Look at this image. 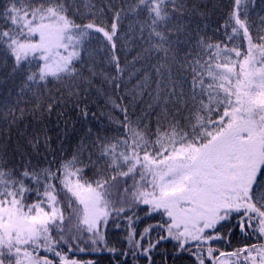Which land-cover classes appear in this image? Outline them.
<instances>
[{"label": "snow or ice", "instance_id": "1", "mask_svg": "<svg viewBox=\"0 0 264 264\" xmlns=\"http://www.w3.org/2000/svg\"><path fill=\"white\" fill-rule=\"evenodd\" d=\"M244 5L234 0L219 39L210 42L198 31L193 46L184 25L173 22V13L185 7L177 0L109 3L110 26L104 8L81 12L78 0H6L0 59L12 61L10 75L24 77L20 95L31 93L33 115L51 114L59 103L79 107L98 77L119 88L131 64L122 66L119 55L133 40L132 24L121 29L129 14H148L138 21L141 33L149 30L147 39L140 37L148 46L134 60L163 57L150 65L152 82L146 71L134 86L149 89L148 107L160 109L155 132L151 122L141 127L142 120L132 121L125 107L124 137L81 143L58 164L47 160L55 153L46 129L22 131L12 159L0 147V264H95L80 254L116 253L108 230L110 224L119 229L122 217L130 224L124 255L142 254L149 264L164 240L180 250L194 247L196 264H264V27L253 34ZM84 7L95 6L84 0ZM52 82L65 94L60 100L45 91ZM16 106L0 116L11 117L10 127L24 118L25 109L18 117ZM141 205L160 219L137 239L127 214ZM234 217L255 242L231 251L214 248L231 247L232 229L227 236L221 229ZM153 230L161 234L145 247L144 236Z\"/></svg>", "mask_w": 264, "mask_h": 264}, {"label": "trees", "instance_id": "2", "mask_svg": "<svg viewBox=\"0 0 264 264\" xmlns=\"http://www.w3.org/2000/svg\"><path fill=\"white\" fill-rule=\"evenodd\" d=\"M6 0H0V8L5 4ZM71 2V0H69ZM80 3L81 12L96 11L97 9L104 8L105 15L104 19L110 21L113 13L107 11V6L109 3H116L119 6L123 0H87V3L94 5V8L88 9L84 7V0H78ZM134 2V0H133ZM178 3L184 4V9L182 12L173 13V22L181 23L184 25V30L192 37V45L195 44V39L197 38L196 33L199 31L200 36L210 38V42H215L223 34V29L221 25L227 18L230 12L234 0H177ZM196 6L193 9V6ZM248 11L249 22L251 24V31L255 34L260 28L264 27V0H245V5ZM169 11L172 10V4L168 5ZM147 12L144 11L140 15L129 14L124 19L121 29L123 31L128 30V25H133V40L130 42V50L125 54L123 52L119 53L121 65L123 66L125 61L131 62L129 67L126 69L123 80L120 82L119 88L115 84L102 83V78L98 77L96 80V87L90 90L85 98L81 96V102L79 107L74 106V102H67V106L64 103H59L54 105V110L49 114L46 110L41 112H36L35 115L32 113V108L35 103L31 98V93H26L23 97L20 95V89L22 87V81L24 77L18 73L11 74V63L9 59L7 65L3 63L0 59V116H3L7 111L8 107L16 106V102L20 99V103L15 107V115L20 116V109H25L24 118L18 120L15 125L9 126L8 120L0 119V147L7 149L8 158L12 159V151L15 148L20 133L27 130L31 133L33 129L39 131L41 129H46V134L51 138V148L55 155H48L47 160L55 159L56 164L61 160L69 159L72 156L73 150L83 143V145H91L97 137L101 139H113L122 138L126 135L123 128L124 122V111L126 107L128 109L129 117L132 121L142 120L143 127L144 124L151 122V129L155 132L156 129V117L160 112L159 108H149V103H153L152 99L148 95L149 89L145 88H134L138 81H142L147 71L149 76V83L155 78V69L151 68L150 65H155L158 62V58L163 57V53H156L152 56L151 61L147 59V54L143 58L134 60L137 53L142 52L144 47L148 45L141 42V35L147 39L149 30L145 27L143 33L140 32V23L138 21H143L147 17ZM77 22H81L79 16L76 17ZM91 19L88 16L82 22L87 23ZM219 29V31H217ZM173 39L175 37L173 36ZM183 39V36L181 37ZM120 45L118 44V48ZM184 51L188 50V45L180 46ZM105 53H100L101 59L104 57ZM183 55V53H181ZM105 69L108 71L107 66L103 63H98V69ZM175 68L173 71L175 72ZM114 75V69L112 70ZM99 89V91L97 90ZM155 85L152 84L151 90L154 91ZM46 92H50L52 98L60 100L65 94L62 93L55 82L47 85ZM50 101L45 99L44 107L47 108V104ZM87 111V117H85L84 112ZM175 111V110H173ZM187 115V112L184 113ZM89 130H91V136H89ZM62 146V149H61ZM88 152H84V158H86ZM18 159V158H17ZM42 163L46 164V161ZM56 164L53 165L55 168ZM131 183V181H129ZM146 207L141 205L140 210L133 209L128 212V216L132 217L131 227L134 231L140 230L143 233L145 228L151 225H155L160 217L156 214L151 216L146 214ZM237 219L234 217L230 223L226 224L224 228L221 229L222 233L227 236L229 228L232 229L231 233V247L228 245L213 244V247H218L220 249H231L234 247V240L237 238H247L244 236L240 228H238ZM139 224V225H138ZM234 224L236 226H234ZM128 234L130 228L129 221L127 217H122L120 220V227L117 229L115 225L110 224L108 230V240L119 237L121 230ZM128 227V228H126ZM126 228V230H124ZM239 229V230H238ZM140 233V234H141ZM159 233L158 230L151 231L150 234H146L144 238L151 239L153 243L157 240ZM127 236V235H126ZM125 234L124 238H126ZM167 241V242H166ZM169 241V242H168ZM165 240L160 242L158 246L160 247L157 251L152 250V259L155 260L158 255L159 260L162 259L163 254H168L167 264L173 263L172 261H179L175 259V256L182 254L181 260L184 264H192L195 262V257L192 252L187 253V251L170 250L173 247V241ZM175 243V242H174ZM169 244V250H168ZM176 244V243H175ZM109 245L114 247L109 241ZM177 246V245H176ZM128 248V244L126 245ZM166 247L167 250H163ZM125 251H117L116 253L108 252L104 250L99 253L94 254H80L79 258L83 260H93L95 264H134L136 263V258L129 253L127 256L124 255ZM102 253V254H101ZM121 255H120V254ZM124 255V256H122Z\"/></svg>", "mask_w": 264, "mask_h": 264}]
</instances>
